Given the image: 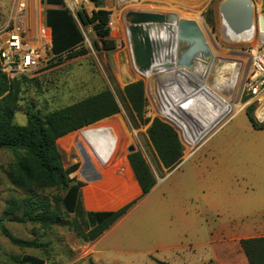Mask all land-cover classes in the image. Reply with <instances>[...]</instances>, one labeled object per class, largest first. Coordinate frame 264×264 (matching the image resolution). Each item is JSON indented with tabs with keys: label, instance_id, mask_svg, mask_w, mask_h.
<instances>
[{
	"label": "rangeland",
	"instance_id": "374dc122",
	"mask_svg": "<svg viewBox=\"0 0 264 264\" xmlns=\"http://www.w3.org/2000/svg\"><path fill=\"white\" fill-rule=\"evenodd\" d=\"M224 1L102 0L101 9L110 13L109 21L114 17L117 23L114 30L110 29L108 23L110 33L107 43L114 49L103 50V44L94 33L92 26H82L80 31L84 42L77 50H86L87 55L74 59H69L65 55L39 73L14 78L19 81L18 103L13 121L16 125H26L28 112L45 116L104 90H110L119 104L120 112L99 123L116 127L121 136L120 146L126 144L125 152L118 150L112 165L116 166L121 159L129 162L128 156L131 154L129 148L134 147L136 152L143 155L156 179L160 188L158 190L160 202L156 203L157 192H152L147 198L138 200L129 213L109 229L118 226L105 243L119 251L125 250V253L108 251L100 257L93 258L88 252L91 243H84L79 237L80 233L87 231L86 217L69 213L65 209L62 202L65 192L62 190L49 189L38 192L36 197H33L25 191L14 188L7 174L10 165L20 155L15 156L13 152L2 147L0 148V219L5 220L4 227L14 239L36 242L38 248L14 245L0 228V264H21L26 255L43 259L45 264H158L157 261L163 264H249L241 241L264 237V130H255L251 126L247 116L250 106L239 112L224 129L206 142L199 153L187 158L183 155L181 163L173 171H165L147 134L151 123L145 125L132 116L123 94L128 84L140 81L133 65L127 34V17L133 12H150L176 14L180 19L198 23L217 61L211 64L209 84L226 100L237 101L240 82L238 83V80L236 82L234 78V83L228 81L235 76V72L241 71L238 67L228 69L223 67L237 61L244 62L246 67L248 59L242 51L252 43H257L258 39L252 40L253 33L249 38L238 39L236 35L232 39L226 37L221 23ZM251 1L257 10L264 2V0ZM13 2L14 0H0V35H5L4 32L12 28L10 10L12 12ZM63 7L67 9L64 0ZM47 9L45 5H42L38 11L34 7L27 15L25 24L31 35L36 30L37 20L39 24L46 15ZM92 10H96L94 5L91 6ZM220 68L223 70L220 71ZM217 77H221L223 82H219ZM148 95L153 103L149 88ZM72 133L57 140V150L62 156L66 169L76 167V170L70 174V179L72 185L80 187L82 210L85 213L103 212L88 211L84 207L82 190L93 182L87 180L81 173L85 159L88 160L90 167L101 165L85 145L88 151L84 156L79 154L75 147L66 146L67 137ZM221 144L254 147V156L247 150H240L237 155L235 153L228 155L227 159L239 161L244 168L235 176L232 173L220 172V178L211 179L205 182L204 186H198L201 177H208L211 175L208 173H212V168L195 167L194 169V166L199 164L200 155L210 146L216 147ZM206 145L208 146L204 148ZM219 159L218 157L208 160L216 163ZM100 171L96 173L99 174ZM170 173L171 175L168 176ZM171 184L179 185L183 193H186L187 189L193 192L196 196L193 201L194 206L208 202L219 210L212 213L196 210L190 215L172 213V210L168 209L170 198L162 194L164 188ZM139 196L140 194L119 209ZM32 197L36 205L47 200L50 210L60 215L59 223L43 226L15 222L14 219L24 214V200ZM155 244H162L163 248L156 249L152 255L146 254V250ZM167 246H171L172 250L168 251ZM139 249L142 250L139 254H130L131 250Z\"/></svg>",
	"mask_w": 264,
	"mask_h": 264
},
{
	"label": "trees",
	"instance_id": "16d2710c",
	"mask_svg": "<svg viewBox=\"0 0 264 264\" xmlns=\"http://www.w3.org/2000/svg\"><path fill=\"white\" fill-rule=\"evenodd\" d=\"M91 1L96 10L91 15L81 10L78 12V18L82 26H92L94 33L103 44V50H112L113 46L107 43L110 33L108 29L110 13L101 9L102 0ZM43 3L51 7L46 11V24L52 29L53 53L60 59L65 55L69 59L87 55L86 50H77L82 46L84 37L77 20L63 7V0H43ZM123 94L132 116L145 125L148 124V121L144 119V83L138 81L128 84ZM18 95V79L9 80L2 72L0 64V144L3 148L13 152L15 156L20 155L9 167L7 176L10 184L33 197H36V193L49 189L64 191L62 202L65 209L69 213L85 216L87 219V231L79 234L80 239L84 243L98 240L116 222L126 216L137 201L146 197L156 185V179L143 155L140 152L131 153L128 161L139 186L134 179L131 180L128 162L123 160L103 177L118 174L124 180H128L127 182L105 192L99 190L95 184L82 190L85 209L104 212L85 213L80 206V187L72 185L70 179V174L76 170V167L68 169L64 167L56 142L72 132L117 115L120 107L113 93L110 90H104L45 116L28 112L26 125H16L13 122ZM252 111V108L247 111L251 126L255 130H264V123L258 124L253 118ZM147 134L163 167L168 171H173L181 163L183 157V148L176 131L170 125L154 120ZM140 189L141 195L137 199L119 209L139 195ZM33 197L24 200V214L14 221L43 226L58 224L60 215L50 210L48 201L43 200L36 205ZM4 223L5 220L0 219V228L14 245L23 248H38L36 242L14 239L5 229ZM241 246L249 264H264V237L244 239L241 241ZM157 263L163 264L158 261ZM21 264H45V262L38 257L26 255Z\"/></svg>",
	"mask_w": 264,
	"mask_h": 264
},
{
	"label": "built area",
	"instance_id": "2783aa9c",
	"mask_svg": "<svg viewBox=\"0 0 264 264\" xmlns=\"http://www.w3.org/2000/svg\"><path fill=\"white\" fill-rule=\"evenodd\" d=\"M41 1L14 0L10 19L12 28L6 30L5 35H0L1 70L8 79H14L20 75H34L59 59L53 53L52 30L49 26L40 21L32 35L26 28L27 15L34 7L38 11L42 6ZM64 3L76 20H79L78 12L81 10H85L88 14L93 13L91 6L94 4L91 0H64ZM263 6L264 2L258 10L254 6L255 23L251 33H253L252 40L257 38L258 42L252 43L250 47L242 51L248 59L247 66L245 67V63L241 61L234 63L241 71L235 74L236 82L237 80L238 83L240 82L237 101L226 100L210 86L208 78L211 72L203 61L206 59L202 55L196 57L190 69L180 67L178 61L182 54V45L177 41L162 52L151 70L140 73L135 69L139 80L145 86L144 119L148 123L160 120L170 125L178 135L185 158L196 154L239 112L249 106L253 109L254 120L258 124L264 123V34L259 31L258 21V17L264 15ZM109 27L114 30V17L109 21ZM224 33L227 38L232 39V34L225 28ZM201 61L204 64H201ZM148 88L153 103L148 95ZM224 108L230 112L224 114L226 112L224 111L221 114ZM217 115L223 116L221 123L208 135L202 133L198 136L203 126ZM198 137L200 140L196 145L190 146L189 140Z\"/></svg>",
	"mask_w": 264,
	"mask_h": 264
},
{
	"label": "water",
	"instance_id": "95a60500",
	"mask_svg": "<svg viewBox=\"0 0 264 264\" xmlns=\"http://www.w3.org/2000/svg\"><path fill=\"white\" fill-rule=\"evenodd\" d=\"M222 26L232 35L251 32L255 23V8L251 0H225L222 5ZM259 31L264 34V15L258 17ZM127 34L135 69L144 73L151 70L165 49L177 41L182 45L178 65L190 69L196 57L214 55L197 22L180 19L176 14L133 12L127 17ZM4 40V39H3ZM3 146L0 144V148ZM135 153V148H129ZM88 160L81 171L85 175Z\"/></svg>",
	"mask_w": 264,
	"mask_h": 264
},
{
	"label": "crops",
	"instance_id": "0c3cea01",
	"mask_svg": "<svg viewBox=\"0 0 264 264\" xmlns=\"http://www.w3.org/2000/svg\"><path fill=\"white\" fill-rule=\"evenodd\" d=\"M41 2H42V5H45L43 3V0ZM45 6H47V5H45ZM47 8H51V7L47 6ZM10 13H11V10H10ZM41 21H43L46 24V15L44 16L43 20H41ZM77 23H78L79 27H82L80 20H77ZM37 24H38V20H37ZM52 44H53V40H52ZM102 126L103 125H101V127ZM97 129H99V128H95L96 133L92 132L89 134V132H90L89 131V132H87V135H89L90 138L101 141L98 144V149L101 152L103 151L102 156L104 157L103 159L106 160V163L104 166L96 165L97 168H96V166L95 167H89L86 170L84 176L86 177L87 180L93 181V182L89 183L88 186L85 188H88V187L92 186L93 184H95L99 190H101L102 192H105V191H108L109 189H111L117 185L124 184L125 182L128 181V180H124L118 174L117 175L112 174L111 176L103 177L106 173L110 172L112 170V168L115 166V164L112 165V163L114 160V156L118 152V150L121 152H125L126 144H124L123 146H120L121 136L118 133L116 127H114V129H113L114 133H113V137H111L112 141H110V139L104 135V132H102V130H100V129L97 130ZM62 142L65 143V141H62ZM66 143H67L66 146L75 147L77 149V151L80 152L79 154H81L82 156H84L85 153H87V151H88L85 148L82 141L79 139V134H77V133H74L71 136L67 137ZM207 146L208 145H206L204 148H206ZM240 150L241 151L247 150L249 153L251 152L252 156H254V147H250V146H242V145H234V144L233 145L221 144V146L219 145L216 147L210 146L204 153H202V155H200L199 164L197 166H194V169H195V167H199L201 169H206V168L211 169L212 168V170H211L212 173L209 172L208 174H211V175H209L208 177H206V176L201 177L202 180L198 181V186H204L205 182H207L211 179L220 178L219 177L220 172L232 173L233 176L237 175V172L240 171V169H243L244 165H242L239 161L237 162L236 160H233L231 158L227 159L226 157L232 153H235V155H237V153H240ZM105 154H107V155L105 156ZM108 155H110L111 157H108ZM218 157L220 159L218 162L216 160V163H215V161L211 162L208 160L210 158H218ZM230 160H232V161H230ZM122 161H123V159L119 160L116 164H118V163L120 164ZM127 164H128L127 166H128L129 174L131 176V180L134 179L137 182V180L135 178V174L132 170L130 163L128 162ZM84 165H85V163H84ZM100 167H103V168H100ZM162 167H163V165H162ZM247 167H249V166H247ZM252 169H253V165H252ZM163 170L166 171L167 169H165L163 167ZM98 171H100L99 174L96 173ZM171 173L168 176H170ZM137 184H138V182H137ZM138 186H139V184H138ZM159 189L160 188L156 182V185L151 190V192L146 196V198L152 192L156 191L157 192L156 193V203L158 204V202H160V196H159L160 194H158ZM139 194L141 195V189H140ZM162 194H165L166 196H168V199L170 198L171 203L168 204V206H169L168 209L172 210V213H175V214L177 213V214H181V215H190V214H194L196 212V210H206L210 213L217 212L219 210L216 206H214V204L208 203V202L203 203L201 205L194 206L193 201L196 199V196L194 195V193L189 192L188 189H187L186 193H183L181 190V187L179 185L175 186L174 184L173 185L171 184L168 187H165L164 190L162 191ZM112 211H114V210H112ZM117 227L118 226H116L115 228H117ZM115 228H113V229L109 230L107 233L103 234L98 240L91 242V245L88 249V252L91 253L93 258L100 257L101 255H104V253H106L108 251L109 252L110 251L111 252L119 251L116 248H113L111 245H107L105 243V241L108 239V237H110V235H112ZM161 248H163L162 244L161 245L155 244L151 248L147 249L145 253L152 255V253L156 249H161ZM167 249H168V251H171L172 247L167 246ZM124 251L125 250L119 251V252H124ZM140 252H142V250H140V249L139 250H131L130 254L133 253V255H135V254H139Z\"/></svg>",
	"mask_w": 264,
	"mask_h": 264
},
{
	"label": "bare ground",
	"instance_id": "6f19581e",
	"mask_svg": "<svg viewBox=\"0 0 264 264\" xmlns=\"http://www.w3.org/2000/svg\"><path fill=\"white\" fill-rule=\"evenodd\" d=\"M116 23V22H115ZM117 24V23H116ZM115 27H116V25H115ZM115 29V28H114ZM229 33H230V31H229ZM250 34H251V32H246V33H244V36L245 37H243V35H236V37L238 38V39H242V38H249V36H250ZM233 36L234 35H232V37L231 38H233ZM237 38H234V39H237ZM206 59V61L205 60H203L204 62H205V64L207 65V68L212 72V65L211 64H213L214 62H216L217 63V61H216V58H215V56L213 55V56H211V57H209V58H205ZM214 61V62H213ZM213 62V63H212ZM201 64H203L202 62H200ZM232 67H236L235 66V64H233V63H230V64H227V65H224V67L223 68H226V69H228V68H232ZM223 68L221 69L220 68V71L221 70H223ZM235 74H236V72H235ZM220 76H221V73H220ZM218 78V77H217ZM217 78H216V80H217ZM236 80V75L234 76V77H232V78H230L229 79V81L228 82H230L231 81V84L232 83H234L235 82V80ZM224 80V79H223ZM218 81L219 82H221V77H219L218 78ZM226 81V82H227ZM215 82V81H214ZM223 82V81H222ZM221 82V83H222ZM227 84V83H226ZM222 87V86H221ZM224 111H226L224 114H226L229 110L227 109V108H224V110H222L221 111V114L224 112ZM230 112V111H229ZM219 118V119H218ZM223 118V116L222 115H217V117H215V118H213L209 123H207L206 124V126H203V128H202V130H201V132H199L198 133V136H201L202 135V133H207V135L217 126V125H219L220 123H221V119ZM99 125H91L90 127H88V128H85V129H83L82 131H79V132H76L77 134H79V139L82 141V143L88 148V149H90V151H91V153L93 154V156L95 157V159L98 161V163L100 164V165H102V166H104L105 165V163H106V160H104L103 158V156H102V153H103V151L101 152V151H99V149H98V144L101 142V141H98V140H95V139H93V138H90L89 137V135H87V132H89V134L90 133H92V132H94V133H96V130H95V128H99L100 130H102V132H104V135L106 136V137H108L109 139H110V141H112V139H111V137H113V129H114V127L113 126H107L106 124L105 125H103L102 127H101V124L100 123H98ZM99 129H97V130H99ZM110 130V131H109ZM72 134H74V133H72ZM102 137V136H101ZM200 139H199V137L198 138H191L190 140H189V145L190 146H195L196 145V143L199 141ZM108 154V153H107ZM107 154H105V156L107 155ZM108 157H111L110 155H108Z\"/></svg>",
	"mask_w": 264,
	"mask_h": 264
},
{
	"label": "flooded vegetation",
	"instance_id": "af4514ba",
	"mask_svg": "<svg viewBox=\"0 0 264 264\" xmlns=\"http://www.w3.org/2000/svg\"><path fill=\"white\" fill-rule=\"evenodd\" d=\"M202 62V61H201ZM203 63V62H202ZM204 64V63H203Z\"/></svg>",
	"mask_w": 264,
	"mask_h": 264
}]
</instances>
